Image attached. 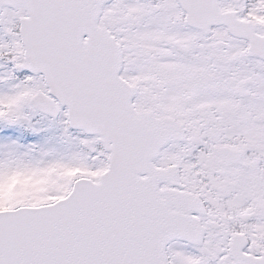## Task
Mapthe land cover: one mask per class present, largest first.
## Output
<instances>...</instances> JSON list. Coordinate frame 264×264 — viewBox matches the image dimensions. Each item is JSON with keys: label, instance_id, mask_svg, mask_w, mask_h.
<instances>
[{"label": "snow or ice", "instance_id": "snow-or-ice-1", "mask_svg": "<svg viewBox=\"0 0 264 264\" xmlns=\"http://www.w3.org/2000/svg\"><path fill=\"white\" fill-rule=\"evenodd\" d=\"M0 264H264V0H0Z\"/></svg>", "mask_w": 264, "mask_h": 264}]
</instances>
